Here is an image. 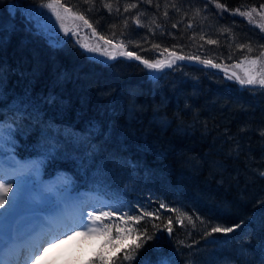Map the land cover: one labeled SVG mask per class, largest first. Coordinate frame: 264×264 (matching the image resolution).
Returning a JSON list of instances; mask_svg holds the SVG:
<instances>
[{
	"label": "trees",
	"instance_id": "trees-1",
	"mask_svg": "<svg viewBox=\"0 0 264 264\" xmlns=\"http://www.w3.org/2000/svg\"><path fill=\"white\" fill-rule=\"evenodd\" d=\"M133 1L137 8L124 12ZM47 2L0 0V121L8 119L9 107L23 112L13 135L19 152L40 154L48 172L66 169L77 182L100 176L107 193L139 191L153 209L167 203L160 211L165 222L176 215L172 208L211 222L204 229L174 221L169 237L141 221L163 240H149L124 264H156L169 253L179 264H257L264 257V87L241 85L228 78L232 74L192 60L150 69L118 55L100 36L150 62L177 52L232 68L249 51L239 45H251L253 56L264 51V31L230 10L260 9L264 0H218L229 10L222 14L205 0H60L73 22L83 23L79 15L89 22L92 40L103 48L99 58L74 36L51 43L26 20L25 8ZM193 5L223 31L204 34ZM138 9L154 29L146 38L134 22ZM236 224L233 232L204 236L210 226Z\"/></svg>",
	"mask_w": 264,
	"mask_h": 264
},
{
	"label": "snow or ice",
	"instance_id": "snow-or-ice-1",
	"mask_svg": "<svg viewBox=\"0 0 264 264\" xmlns=\"http://www.w3.org/2000/svg\"><path fill=\"white\" fill-rule=\"evenodd\" d=\"M148 3H151L152 0H147ZM206 3H213L215 7L220 10L221 14L223 11H229L226 8V5L219 3L218 0H205ZM43 7L49 9L51 13L55 15V19L61 22V27H63V17L61 15V10L64 12H71V9L67 8L65 5L60 3V0H48L46 4L42 5ZM110 12L113 9L112 3H106L103 5ZM17 5L13 3L10 6L11 9H15ZM137 7L136 4H129L124 8V12H128L129 9ZM117 12L120 11L119 7L116 9ZM233 15H239L240 17L247 18L248 22L253 21L255 13H258L261 17H264V4L260 6V9L255 7L249 8L248 10H242L240 7H237L233 10H230ZM164 15L167 16V11L164 12ZM77 19L82 20L85 25L91 27L89 22L84 18L83 15H79ZM135 24L141 25V20L139 16L135 18ZM155 23V21H153ZM125 26H127V20H125ZM159 27V25H157ZM175 27V25H173ZM261 30H264V24L259 25ZM64 31L67 33L68 29L64 28ZM95 32V29H93ZM203 39V37H201ZM100 40L104 41L105 45H112L113 48H118L120 51L118 55L126 57H134L136 60H142L143 64L150 69H161L166 66L170 67L177 60H192L200 61L204 65H211L215 68H221L220 64H214L211 59L201 60L200 56L197 55H180L177 52H171L169 57L165 60H155L150 62L147 59H142L141 56L137 55L135 52H130L125 50V45L121 42L119 44H113L111 40L106 39L104 36H100ZM208 44H217V40L208 39ZM87 47V45H85ZM139 47V46H137ZM159 45H153L154 49H159ZM247 47L249 52L252 51L251 45H239V48L243 49ZM261 47H264L262 45ZM91 51L98 52L101 51L100 48H92ZM165 52L168 50L165 49ZM105 55L111 56L110 52H105ZM114 58V57H113ZM264 58V51L260 52L255 58L249 59L245 57V62L251 65L253 68L262 62ZM238 67L240 65H237ZM224 72L227 73L228 69L224 68ZM229 79H236L241 85H260L264 87V70L261 71H251L246 70L244 76H239L235 72L232 73ZM15 129L9 125L4 126L3 122H0V145L5 142L14 143L12 137L14 135ZM264 134V133H262ZM264 176V172L261 173ZM8 177L3 176L0 178V208H3L4 205L8 202L9 196L8 193L12 189V183L3 182ZM108 208L109 210L105 211L104 209ZM115 208V211L112 209ZM168 205L164 202H160L159 206L153 210H148L147 208H139V214L129 215L128 212H124L122 207H117L115 205L105 204L92 212H88L76 217L66 228L60 229L53 234H51L47 239H45L41 244L36 246L31 254L27 257L25 264H38L39 261L43 260L45 255L53 248L60 244H65L68 242L72 243L68 248L61 251L58 259H62V264H124V262L132 261L135 259L133 253L138 252L144 245L149 241L156 239L157 241H162L163 236L155 237L154 234H149L147 227H140L141 221H149L151 227L155 231H160L163 229L171 237L174 231V221L176 224L181 226L187 224L191 225L193 228L196 227L197 222L203 226L204 229H209L210 221H205L199 215H196L195 220L192 215H189L187 212H183L180 209L172 208L170 211L176 213L175 216L169 215L166 222L161 219L160 211L161 209H167ZM118 213H121L117 221H114L112 218L116 217ZM107 221V223L105 222ZM160 221V223H157ZM113 224H121L124 226H118L115 228V235H113ZM241 225L236 224L232 227H222L219 225L210 226V230L204 231V236H212L214 233H230L233 232L235 228H239ZM132 238L130 244H126L129 238ZM102 240L103 243L100 245L99 250H94L93 253L85 258L84 256V246H91L95 244L96 241ZM180 244H183V241H179ZM153 247H157L154 245ZM118 253H123L122 259ZM169 257H173L175 253H169ZM48 264H54L53 261H49ZM144 264H151L150 261H145ZM156 264H177L174 259H159Z\"/></svg>",
	"mask_w": 264,
	"mask_h": 264
},
{
	"label": "rangeland",
	"instance_id": "rangeland-1",
	"mask_svg": "<svg viewBox=\"0 0 264 264\" xmlns=\"http://www.w3.org/2000/svg\"><path fill=\"white\" fill-rule=\"evenodd\" d=\"M43 4H46V3H43ZM43 4L32 5V6L25 8L24 14L26 16V20L34 23L42 32H44V35L50 40L51 43H54V44L61 43L62 44V43L67 42L70 36H74V38L76 40H79L84 46V48L89 49V51H91L92 48L99 47L95 45L97 41L95 39L92 40V34L90 33V30L88 31V27L84 24V22L79 23L76 21L75 22L72 21L74 19H71V18L74 17V14H72L71 12H64L63 10H61V15L63 17V21H62L63 27H61V22L57 21L55 19V15L51 13L49 9L43 7L42 6ZM131 4H136L138 6L137 2L135 1L131 2ZM194 6L195 5L191 6L190 9L193 12V15H194L193 17L198 20L197 22H202V30L204 34L210 35L211 37L214 34H217L220 31V29L221 31H223L222 27L220 28L219 25L215 23L213 24V20H211L210 14L207 10L203 11L199 9L197 11L196 10L197 8H195ZM136 8L137 7L131 8L130 11L135 10ZM136 16H139L141 20V25L138 26L140 29L139 33L142 35L141 37L146 38V36L150 33L149 31L154 32L153 26L149 25L147 22H144L148 18V15L144 10L138 9V14ZM252 22H254V24H256L259 27V25L264 24V17H261L258 13H255ZM64 28L68 29L67 33L64 31ZM90 34H91V37H90ZM79 37L82 38V41ZM199 44L200 42L195 40V44H194L195 51L199 50V47H198ZM85 45H87V47H85ZM99 48L101 49L100 52H102L103 48L102 47H99ZM93 52L94 51H91V54L99 58L100 56L99 53L98 52L93 53ZM111 52H113L112 49H111ZM116 54L117 53H115V55ZM245 54L246 55H243V57L237 60V62L234 64V67H232V69L238 72L239 76H244L246 70H251V71L264 70V58H262V62L260 64H258L257 66L253 68L251 65L245 62V57L247 56L249 59H252V58H255L256 56L251 55V52L249 51ZM105 58L107 57L105 56ZM237 65H240V66L238 67ZM9 116H10L9 120L0 121V122H3L5 127L9 125L12 126V121L18 120V116L16 112H11ZM15 147L16 146H14L13 143H8V142H5L3 144V147L2 145H0V160L1 159L6 160V159L11 158L13 159L14 162L18 163L16 165H22L20 167V170L16 174H13L14 172H10V169H8L6 166H0V170H1L0 178H2L3 176L8 177L10 179H6L3 182L12 183V189L8 193L9 200L4 205L3 208H0V248L1 247L3 248V249H0V255H5L6 253H8V256L6 255L7 258H10V257L16 258L17 255H19V264H23V262L26 261L24 259H25V256L28 250H24V252L19 251L18 241L17 240L15 241V239L19 238L21 240V237L16 236L17 234L16 235L13 234L15 232L16 226L22 220H26L25 223L27 225H30L35 220L31 225L32 226L34 225V227L38 226L40 223L37 220H39L40 214L45 213L46 209L48 210L51 207L53 208L57 207L58 200L61 199L66 189L68 188H70L71 195L78 194L80 192H84V194L87 195L88 198L86 197L84 201V204H85L84 207H86L85 213L92 212L105 204L122 207L123 211L128 212L129 215L139 214V208H147L150 211L153 210L152 208L153 205H151V203L153 202L148 199H143V197H140V195H138L140 194V192L134 191L133 189L123 190L121 195H119L118 193H112L109 191L112 195L111 197H108L109 202H107V201H101L95 195H89V193L86 192L87 191L86 189L77 186L73 180L74 175L69 173L67 170L62 169L60 171H57L51 178H46L45 177L46 170L43 167L44 158L41 157L40 154H36V153H34L35 154L34 156H29L26 158L19 157L15 153ZM50 151H52V149ZM87 176L88 175L84 176L87 179L83 180L82 181L83 183L94 181L92 183H94L96 187H93V188L100 190V188L103 187L105 190L106 189L108 190L107 188L108 186L106 185V183L103 181V179L100 176H92L90 179ZM61 177H63L64 180L59 181L58 182L59 184L55 185L54 184L55 180ZM25 186L26 188H24ZM93 188H90V190H96ZM15 201L16 203H14V205L12 206L13 202ZM16 205H19L22 209L18 216L13 215V210ZM56 210L58 212L59 209L57 208ZM104 210L107 211L109 209L105 208ZM112 210L115 211V208H113ZM85 213L82 211L80 212V215L85 214ZM120 214L121 213H118V215L116 217H113L112 219L114 221H117ZM9 217H12V218H9ZM30 217L31 218L33 217L34 220L33 221L30 220ZM18 218H21V219L18 220ZM105 222L107 223V221ZM54 226L58 227L56 231L64 228L62 226L61 218L59 217L58 214L55 215V218L53 220V225L51 227L49 226L50 230L45 235L44 240L47 239L51 234H53L49 232L52 230V228H54ZM118 226H124V225L113 224V235H115V228ZM27 231L28 230H26V232ZM131 242H132L131 237L127 241H125L126 244H130ZM102 243H103L102 240H98L95 242V244L91 246L85 245L84 246L85 258L90 256L94 250H99V247ZM63 246H64L63 244L62 245L60 244L56 247H53L52 252L49 253V255L46 257L47 259L44 258L38 264H48L49 261H53L54 264H62V261L57 263L56 260L60 256L61 251L65 249V247ZM20 255H22L23 257H20ZM173 257H169L168 255L164 257L163 259H172ZM177 264L179 263L177 262ZM257 264H264V257L259 259Z\"/></svg>",
	"mask_w": 264,
	"mask_h": 264
},
{
	"label": "bare ground",
	"instance_id": "bare-ground-1",
	"mask_svg": "<svg viewBox=\"0 0 264 264\" xmlns=\"http://www.w3.org/2000/svg\"><path fill=\"white\" fill-rule=\"evenodd\" d=\"M14 164V165H13ZM18 164L17 162H14L13 159L9 158L6 160H0V166H6L8 169H10V172H14L13 174H16L19 170L20 167L22 165H16ZM1 171V170H0ZM24 173V172H23ZM25 174V173H24ZM31 174V173H30ZM20 176V175H19ZM28 177V176H27ZM18 178V177H17ZM56 178V176H55ZM16 180V179H15ZM64 180L63 177L58 178L57 180H55L54 184L57 185L59 184V181ZM15 182V181H13ZM28 182V181H27ZM32 182V181H31ZM29 183V182H28ZM35 183V182H34ZM33 183V185H34ZM31 184V183H30ZM61 184V183H60ZM42 185V184H41ZM54 185V186H55ZM23 187V186H22ZM73 187V186H72ZM71 187V188H72ZM26 188V186L24 187ZM23 188V189H24ZM87 190V191H86ZM85 191L87 193H89V195H95L97 196L101 201H108V198H106L105 196H102L101 194H99L96 191H92L89 189H86ZM73 191V190H72ZM44 193V192H43ZM44 195V194H43ZM87 195L84 194V192H80L78 194H74L71 195L70 192V188L66 189L65 193L63 194V196L60 199V203L59 205H57V207L55 208H51L45 211V213H41L40 217H39V225L34 227V225L32 226L31 224L35 221L33 219V217H30V220H34L30 225H27L25 222L26 220H22L18 223V225L15 228V232L13 234H17L16 236L22 235L25 236L23 237L20 245H19V251H21L22 249H24L25 247L28 248L30 250V252L28 253V256L31 254V251L38 246L39 244L42 243V240L44 239L45 235L47 234V232L50 230V227L53 225V220L55 218V215L58 214L59 217L61 218V222H62V226H64L65 228L67 227V225L69 226V224L79 215L81 209L83 210V212L85 213L86 211V207H84V201L86 199ZM30 198V197H29ZM88 198V197H87ZM31 199V198H30ZM19 200V199H18ZM34 200V199H32ZM15 202H13L12 206L14 205ZM91 206V205H90ZM56 208H58V212L56 210ZM33 215V214H32ZM27 217V216H26ZM12 218V217H9ZM22 218V217H21ZM21 218H18V220H20ZM37 218V217H36ZM60 224V223H59ZM9 225V224H8ZM11 226V225H10ZM50 226V227H49ZM61 226V225H60ZM13 227V225H12ZM15 227V226H14ZM3 228V227H2ZM31 228V229H30ZM58 227L54 226V228H52V230L49 233H54L56 231ZM30 229V230H29ZM26 230H28L26 232ZM3 231V230H1ZM24 234V235H23ZM13 235V236H15ZM7 241V240H6ZM72 243L74 242H68L63 244L66 248H68ZM62 245V244H61ZM53 250V248L45 255L44 258H46L49 253H51ZM27 256V257H28ZM20 257H23L22 255H20ZM27 257H25L24 260L27 259ZM47 259V258H46ZM2 257H0V263L1 264H13V262L19 264V255H17L16 258L11 259V261L6 260L1 261ZM42 261V260H41ZM41 261H39L38 263H40ZM62 259H57L56 262L59 263L61 262ZM3 262V263H2ZM25 263V261H24Z\"/></svg>",
	"mask_w": 264,
	"mask_h": 264
},
{
	"label": "water",
	"instance_id": "water-1",
	"mask_svg": "<svg viewBox=\"0 0 264 264\" xmlns=\"http://www.w3.org/2000/svg\"><path fill=\"white\" fill-rule=\"evenodd\" d=\"M190 62L194 63V64L201 65V66L209 67V68H215V67H212L211 65H204L203 63H201L199 61H190ZM224 68H227L228 69V73H230V74L235 72L237 75H239L237 71H235L234 69L229 68V67L221 66V68H215V69H220V70L224 71ZM19 212H20V208L19 207L15 208V210L13 211L14 214H18Z\"/></svg>",
	"mask_w": 264,
	"mask_h": 264
}]
</instances>
